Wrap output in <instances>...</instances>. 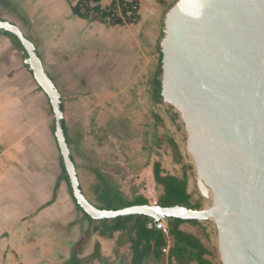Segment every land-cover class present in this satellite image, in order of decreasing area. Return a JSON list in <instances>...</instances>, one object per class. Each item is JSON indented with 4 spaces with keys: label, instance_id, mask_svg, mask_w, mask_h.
Instances as JSON below:
<instances>
[{
    "label": "crops",
    "instance_id": "1",
    "mask_svg": "<svg viewBox=\"0 0 264 264\" xmlns=\"http://www.w3.org/2000/svg\"><path fill=\"white\" fill-rule=\"evenodd\" d=\"M102 1L106 6L112 0ZM139 1V21L126 25L82 19L71 11L76 0H53L54 16L47 18L50 25L45 31L35 27L23 0H10L16 9L4 11L0 18L17 23L36 44L60 89L78 177L84 194L95 205L93 170L112 176L93 157L84 159L80 140L87 129L80 124L76 132L72 130L62 88L70 75L76 89H83L75 104H82L81 119L88 128L102 117L141 121L148 95L150 103L155 102L152 83L159 64L163 20L175 0ZM10 38L0 32V264H129L132 253L126 235L94 232L91 217L79 209L71 186L61 177L63 160L49 98ZM51 46L54 61L49 67L45 53ZM144 92L148 93L145 98ZM153 164L145 171L154 179ZM120 190L128 200L134 199ZM179 227L210 248L205 236L212 228L208 221H183ZM213 260L221 264L215 254ZM147 264L154 262L150 259Z\"/></svg>",
    "mask_w": 264,
    "mask_h": 264
},
{
    "label": "water",
    "instance_id": "2",
    "mask_svg": "<svg viewBox=\"0 0 264 264\" xmlns=\"http://www.w3.org/2000/svg\"><path fill=\"white\" fill-rule=\"evenodd\" d=\"M3 30L18 38L49 98L72 193L87 215L212 221L222 264H264V0H175L163 20L161 95L184 125L197 186L209 200L199 208L93 204L78 177L60 89L20 26L0 19Z\"/></svg>",
    "mask_w": 264,
    "mask_h": 264
},
{
    "label": "rangeland",
    "instance_id": "3",
    "mask_svg": "<svg viewBox=\"0 0 264 264\" xmlns=\"http://www.w3.org/2000/svg\"><path fill=\"white\" fill-rule=\"evenodd\" d=\"M52 1L23 0L35 27L41 26L42 29L44 28L43 31L50 25L47 24V18L54 16ZM67 1L71 2L74 0ZM102 2H105V0ZM71 15L74 16L72 13ZM11 41L13 40L11 39ZM46 41L43 40V42ZM48 49L45 57L48 66L52 67L54 58L51 53L53 48L51 46ZM75 83V78L69 75L62 90L66 102L67 120L72 130L76 132L80 124L83 130L87 129V135L82 134L80 140L82 145V148L80 147L81 152L83 156L84 154L87 156L84 158L85 160L93 157L100 168L116 180L125 194L130 197L138 194L143 195L150 203H157L159 190L152 175L146 173L145 168L157 160L161 161L168 173L179 175L183 174L184 171L187 173L188 189L193 203L200 202L201 207L209 203V200L203 197L198 189L196 169L186 152L187 135L184 125L180 118L174 115L173 108L167 106L163 101L150 103L148 95L147 105L146 108H143L140 122H138L136 117L131 119L126 116L125 120H109L102 117L101 120H98L97 123L95 121V124L88 128L84 124L85 120L81 119L83 115L80 113L79 108L82 104H75V99L83 95V89H76ZM147 94V92H144L142 97L145 98ZM138 115L140 114L138 113ZM155 115H158L161 120H155ZM51 117L52 119L54 117L53 111ZM53 123L55 124L54 119ZM171 140L178 145L183 156L180 162L176 161L174 157L170 144ZM81 157L78 155V160L84 162ZM209 229L208 244L217 259L220 260L217 230Z\"/></svg>",
    "mask_w": 264,
    "mask_h": 264
},
{
    "label": "trees",
    "instance_id": "4",
    "mask_svg": "<svg viewBox=\"0 0 264 264\" xmlns=\"http://www.w3.org/2000/svg\"><path fill=\"white\" fill-rule=\"evenodd\" d=\"M15 9L10 0H0V18H2L4 11ZM139 9V0H112L106 6L102 5L101 0H76L75 3L71 4V11L76 16L88 21H97L112 26L137 23L140 19ZM25 25H28L26 18ZM0 32L10 36L14 41V45L23 52V56H27L24 47L14 34L5 30ZM158 50L159 64L157 74L152 83V96L154 101L162 102V52L160 46ZM154 118L157 121L161 120L158 115H155ZM65 129L68 132V128L65 127ZM170 144L176 161H182L183 156L178 145L173 140L170 141ZM61 164V177H64L69 183L63 162ZM93 171L97 178L93 184L96 197L94 203L99 207L120 209L129 205L149 203V200L140 194L135 195L133 200H128L112 177L97 169ZM153 175L159 190L157 204L163 206L179 204L194 208L201 207L200 202L193 203L192 201L191 194L188 192V176L185 171L180 175L168 173L162 166L161 161L157 160L153 164ZM78 207L81 209L79 205ZM81 211L86 217L90 218L82 209ZM90 220L94 223L93 231L99 232L101 235L112 236L115 231H122L126 235L132 253L129 264H147L150 259L154 264H163L165 260L168 264H217L213 260L214 253L207 243L203 242L195 234L180 229V224L185 220L178 218L167 219L170 228L169 238L161 230L157 229L153 225V219L146 215H127L98 221L90 218ZM189 221L199 222L198 220ZM205 236L209 239L208 233H205ZM167 246H169V251L165 253L163 249Z\"/></svg>",
    "mask_w": 264,
    "mask_h": 264
},
{
    "label": "built area",
    "instance_id": "5",
    "mask_svg": "<svg viewBox=\"0 0 264 264\" xmlns=\"http://www.w3.org/2000/svg\"><path fill=\"white\" fill-rule=\"evenodd\" d=\"M210 224H211V226H212L213 229H216V230H217L216 225H215L214 222H210ZM153 225H154L157 229L161 230V231L163 232V234H164L167 238H169V236H170V228H169V225H168L167 219H162V220H159V221H157V222H155V223L153 222ZM163 251H164L165 253H168V251H169V246L165 247V248L163 249Z\"/></svg>",
    "mask_w": 264,
    "mask_h": 264
}]
</instances>
